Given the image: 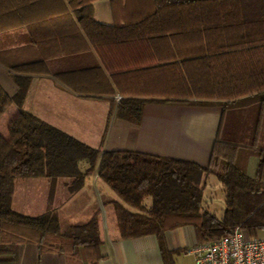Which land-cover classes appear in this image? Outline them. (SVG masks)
Listing matches in <instances>:
<instances>
[{"label": "trees", "instance_id": "1", "mask_svg": "<svg viewBox=\"0 0 264 264\" xmlns=\"http://www.w3.org/2000/svg\"><path fill=\"white\" fill-rule=\"evenodd\" d=\"M96 1L0 0V33L17 29L0 36V65L16 86L12 95L0 87V117L12 104L18 108L8 125V136L0 133V264H21L25 249L31 247H35L39 261L45 253L65 252L70 245L97 250L101 244L98 216L86 225L62 231L55 211L28 216L12 207L18 179L66 178L70 193H75L96 168L99 177L136 210L113 203L120 236H157L166 263L172 254L165 248L164 234L178 226L193 225L199 243L225 236L238 226L257 236L264 229V147L251 149L217 139L207 167L131 150L102 154L23 108L33 77L51 73L47 57L19 61L15 55L92 48L109 67L107 53H156L158 40H166L177 50L178 58L164 64L155 58L151 65L130 69L172 68L170 88L157 91L155 96L163 99L154 101L198 98L224 102L222 108L227 110L229 105L251 98L259 103L257 119L261 120L264 0H125L137 3L139 12L136 21L119 26L96 20ZM221 6L232 8H212ZM226 30L239 35L235 40L210 38L212 33ZM194 65L195 73L189 71ZM148 102L142 97L122 98L117 114L138 123ZM250 154L259 157L255 177L248 175L243 160ZM83 161L88 163L85 171L80 167ZM209 175L216 176L224 188L226 207L221 217L204 207ZM147 198H151L149 206Z\"/></svg>", "mask_w": 264, "mask_h": 264}, {"label": "crops", "instance_id": "2", "mask_svg": "<svg viewBox=\"0 0 264 264\" xmlns=\"http://www.w3.org/2000/svg\"><path fill=\"white\" fill-rule=\"evenodd\" d=\"M138 10L137 3L125 0H98L94 4L96 20L108 26L136 21ZM16 30H4L0 36L13 34ZM238 35L226 30L212 33L210 38L235 40ZM178 38L182 40V36ZM158 41L156 53L105 54L109 67L101 54L92 48L85 52L18 53L15 59L19 61L47 57L51 73L50 76L33 77L23 108L87 145L100 149L102 154L105 151L131 150L207 167L217 139L251 149L264 147V116L257 119L259 103L256 100L243 99L229 105L231 107L227 110L222 108L224 102L198 98L182 102L154 101L155 98L163 99L155 96L157 91L170 88L172 68L168 65L158 68V71L130 69L140 64L151 65L149 63H154L155 58L161 59L163 64L174 61L171 59L179 55L177 50L172 49L166 40ZM189 71L195 73L198 70L194 65L189 67ZM0 87L10 95L16 91L2 65ZM128 97L149 100L138 123L117 114L120 101ZM17 112L18 108L12 104L0 117L3 136H8V125ZM243 160L248 175L255 177L259 165L257 154H250ZM80 167L85 171L88 163L83 161ZM213 176L206 178L203 203L208 187L215 184L211 182ZM216 180L225 197L222 184ZM68 181L66 178L46 177L18 179L14 184L12 207L28 216L55 211L62 231L71 226L86 225L98 216L100 246L96 250L84 245H70L65 252L45 253L41 261L35 247L26 248L21 264H195L191 249L199 244V240L193 225L185 224L165 232V248L172 254L166 263L157 236L127 239L120 236L113 203L121 202L130 210H136L126 205L99 177L97 168L75 193H70ZM145 203L149 206L151 198H147Z\"/></svg>", "mask_w": 264, "mask_h": 264}, {"label": "built area", "instance_id": "3", "mask_svg": "<svg viewBox=\"0 0 264 264\" xmlns=\"http://www.w3.org/2000/svg\"><path fill=\"white\" fill-rule=\"evenodd\" d=\"M195 264H264V238L250 236L241 226L225 236L191 249Z\"/></svg>", "mask_w": 264, "mask_h": 264}, {"label": "rangeland", "instance_id": "4", "mask_svg": "<svg viewBox=\"0 0 264 264\" xmlns=\"http://www.w3.org/2000/svg\"><path fill=\"white\" fill-rule=\"evenodd\" d=\"M8 115H10V113ZM211 179V182L215 184H213L212 188H210V186L208 187L204 198V206L215 212L218 217H221L224 214V209L226 206L225 197L223 195V192L221 191L220 184L217 182L215 176H213ZM211 193L213 195L209 196ZM257 236L260 238H264V229H260L258 231Z\"/></svg>", "mask_w": 264, "mask_h": 264}]
</instances>
